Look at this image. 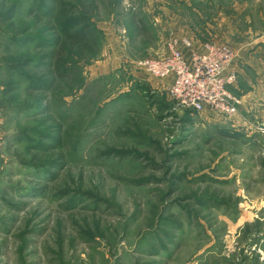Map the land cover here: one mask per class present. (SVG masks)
Segmentation results:
<instances>
[{
    "label": "rangeland",
    "instance_id": "obj_1",
    "mask_svg": "<svg viewBox=\"0 0 264 264\" xmlns=\"http://www.w3.org/2000/svg\"><path fill=\"white\" fill-rule=\"evenodd\" d=\"M175 36L250 48L264 0H0V264H264V79L262 132L182 108L137 65Z\"/></svg>",
    "mask_w": 264,
    "mask_h": 264
},
{
    "label": "built area",
    "instance_id": "obj_2",
    "mask_svg": "<svg viewBox=\"0 0 264 264\" xmlns=\"http://www.w3.org/2000/svg\"><path fill=\"white\" fill-rule=\"evenodd\" d=\"M182 48L191 51L189 57ZM167 50L166 56L140 60L137 65L157 81L171 80L169 93L178 106L217 123L232 121L239 127L262 132L241 113L242 99L230 90L237 82L238 52L233 47L222 43L197 47L193 40L175 36Z\"/></svg>",
    "mask_w": 264,
    "mask_h": 264
},
{
    "label": "crops",
    "instance_id": "obj_3",
    "mask_svg": "<svg viewBox=\"0 0 264 264\" xmlns=\"http://www.w3.org/2000/svg\"><path fill=\"white\" fill-rule=\"evenodd\" d=\"M178 37V36H176ZM182 36H179L178 38H180ZM187 38V37H186ZM190 39V38H188ZM253 46L255 44V47L257 46H264V40L263 39H257L255 40V43H252ZM197 45V43H196ZM241 47V48H234L236 50L237 55H238V60L236 62V66H235V70L237 72V82L235 84V86H233L230 90L232 91V93H235V90H239V92L242 95V98L244 100V103L242 102V106L240 108V111L242 114L247 115V111L246 108L248 107L247 102L249 100V103L252 102L253 99H256L255 96L257 94V88L256 86L254 87V83L252 82L251 78H250V73L249 71H255V73H257L258 75L261 76V78L264 79V72H263V63L260 64L259 59H257V57L262 53V51L260 50V46L255 50L254 47ZM197 47H200V45H197ZM161 49V48H160ZM159 49V51H161ZM165 51H163L164 55L162 57H164L166 55V53H168V50L164 49ZM183 53L185 54L186 57H189V52L187 49L182 48ZM160 56V55H159ZM171 80L165 81L163 84L164 88H169L170 84H171ZM262 84L264 86V81H262ZM245 87V88H244ZM253 87L255 89H253ZM237 96V95H236ZM260 96V95H259ZM249 117V116H248ZM247 117V118H248ZM250 118V117H249Z\"/></svg>",
    "mask_w": 264,
    "mask_h": 264
},
{
    "label": "trees",
    "instance_id": "obj_4",
    "mask_svg": "<svg viewBox=\"0 0 264 264\" xmlns=\"http://www.w3.org/2000/svg\"><path fill=\"white\" fill-rule=\"evenodd\" d=\"M86 30L83 29L80 30L79 32H75L71 34L66 32L65 37L67 39V42L74 46H80L82 49L90 48L91 36L88 33H86L87 32Z\"/></svg>",
    "mask_w": 264,
    "mask_h": 264
}]
</instances>
